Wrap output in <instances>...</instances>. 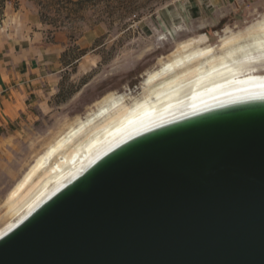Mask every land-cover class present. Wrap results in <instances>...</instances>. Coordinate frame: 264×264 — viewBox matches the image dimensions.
I'll return each mask as SVG.
<instances>
[{
	"label": "water",
	"instance_id": "obj_1",
	"mask_svg": "<svg viewBox=\"0 0 264 264\" xmlns=\"http://www.w3.org/2000/svg\"><path fill=\"white\" fill-rule=\"evenodd\" d=\"M0 264H264V96L122 141L0 237Z\"/></svg>",
	"mask_w": 264,
	"mask_h": 264
},
{
	"label": "rangeland",
	"instance_id": "obj_2",
	"mask_svg": "<svg viewBox=\"0 0 264 264\" xmlns=\"http://www.w3.org/2000/svg\"><path fill=\"white\" fill-rule=\"evenodd\" d=\"M38 1L48 21L68 31L71 43L84 37L87 29L95 31L83 40L91 44L88 57L80 62L68 60L72 64L46 90L44 108H34V116L18 130L6 135L0 130V229L9 220L11 191L48 143L78 115H85L96 100L110 91L138 96L146 72L159 67L161 58L167 61L172 51L192 37L206 35L208 40L200 47L212 46L219 57L230 47L225 45L226 38L244 33L248 40L246 30L264 21V0H241L210 22L172 13L174 0H91L81 6ZM9 17L0 4V30ZM74 46L69 52L72 59L78 55Z\"/></svg>",
	"mask_w": 264,
	"mask_h": 264
},
{
	"label": "bare ground",
	"instance_id": "obj_3",
	"mask_svg": "<svg viewBox=\"0 0 264 264\" xmlns=\"http://www.w3.org/2000/svg\"><path fill=\"white\" fill-rule=\"evenodd\" d=\"M226 38L230 46L215 57L201 48L208 37H192L147 71L136 97L110 91L73 119L39 154L8 196L9 220L0 237L19 224L101 155L129 137L184 115L235 100L264 96V21Z\"/></svg>",
	"mask_w": 264,
	"mask_h": 264
},
{
	"label": "crops",
	"instance_id": "obj_4",
	"mask_svg": "<svg viewBox=\"0 0 264 264\" xmlns=\"http://www.w3.org/2000/svg\"><path fill=\"white\" fill-rule=\"evenodd\" d=\"M240 1L174 0L171 9L179 16L210 22ZM0 4L11 17L0 30V130L6 135L27 123L34 116V108H44L45 92L72 64L68 60L80 62L88 57L91 44L83 40L95 30L87 29L86 35L73 44L65 28L44 20L38 0H0ZM75 44L78 55L72 59L69 52Z\"/></svg>",
	"mask_w": 264,
	"mask_h": 264
},
{
	"label": "trees",
	"instance_id": "obj_5",
	"mask_svg": "<svg viewBox=\"0 0 264 264\" xmlns=\"http://www.w3.org/2000/svg\"><path fill=\"white\" fill-rule=\"evenodd\" d=\"M60 1H63L66 4H70V5H73V6H81V5L86 4L87 2H89L91 0H77V1H74V0H60ZM42 15H43L44 20L48 21L47 16L44 14V12H43Z\"/></svg>",
	"mask_w": 264,
	"mask_h": 264
}]
</instances>
